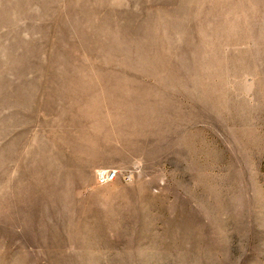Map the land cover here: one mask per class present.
I'll return each instance as SVG.
<instances>
[{
  "label": "rangeland",
  "instance_id": "obj_1",
  "mask_svg": "<svg viewBox=\"0 0 264 264\" xmlns=\"http://www.w3.org/2000/svg\"><path fill=\"white\" fill-rule=\"evenodd\" d=\"M0 264H264V0H0Z\"/></svg>",
  "mask_w": 264,
  "mask_h": 264
},
{
  "label": "built area",
  "instance_id": "obj_2",
  "mask_svg": "<svg viewBox=\"0 0 264 264\" xmlns=\"http://www.w3.org/2000/svg\"><path fill=\"white\" fill-rule=\"evenodd\" d=\"M97 180L100 184H109L118 179L121 172L116 169H98L95 172ZM134 173L132 171H127L122 174V177L125 181L131 182L133 180Z\"/></svg>",
  "mask_w": 264,
  "mask_h": 264
}]
</instances>
